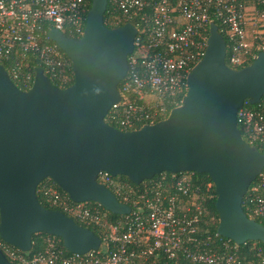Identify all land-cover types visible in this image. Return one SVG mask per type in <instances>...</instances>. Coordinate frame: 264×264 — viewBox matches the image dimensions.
I'll use <instances>...</instances> for the list:
<instances>
[{
    "label": "water",
    "instance_id": "obj_1",
    "mask_svg": "<svg viewBox=\"0 0 264 264\" xmlns=\"http://www.w3.org/2000/svg\"><path fill=\"white\" fill-rule=\"evenodd\" d=\"M107 4L91 0L79 39L49 32L71 62L68 87L55 86L37 67L32 86L23 91L0 64V238L25 253L36 233L60 238L71 254L96 250L101 239L92 230L39 203L41 181L51 179L73 202H94L125 216L130 207L98 183L99 173L139 185L164 172H195L213 185L217 234L238 245L264 243V225L242 208L264 169V154L242 139L236 122L245 101L253 105L264 95V51L245 67H227L226 43L212 23L204 55L187 74L181 104L152 125L121 131L105 117L120 101L118 86L137 30L130 23L107 27ZM0 264H13L1 250Z\"/></svg>",
    "mask_w": 264,
    "mask_h": 264
},
{
    "label": "built area",
    "instance_id": "obj_2",
    "mask_svg": "<svg viewBox=\"0 0 264 264\" xmlns=\"http://www.w3.org/2000/svg\"><path fill=\"white\" fill-rule=\"evenodd\" d=\"M109 2V28L130 23L137 30L127 75L118 86L120 101L105 117L107 124L121 131L137 130L167 117V105L187 89V74L204 55L212 23L226 38L227 67H245L264 51V0ZM90 4L91 0H0V64L19 89L26 91L32 86L37 67L59 88L73 81L71 62L49 38V32L55 29L67 33V37L81 38ZM236 122L246 142L264 150V95L253 105L245 101L237 111ZM97 181L130 207L123 219L111 221L99 204L73 202L51 186L45 188V193L52 205L78 225L101 229L98 249L67 255L51 236L45 239L41 252L25 257L0 238V250L8 261L264 264V243L248 241L238 245L209 233L205 226L209 218L202 205L204 194L189 173L172 174L168 180H151L140 187L115 180L105 172L98 174ZM243 207L248 218L264 221L263 171L249 186Z\"/></svg>",
    "mask_w": 264,
    "mask_h": 264
},
{
    "label": "trees",
    "instance_id": "obj_3",
    "mask_svg": "<svg viewBox=\"0 0 264 264\" xmlns=\"http://www.w3.org/2000/svg\"><path fill=\"white\" fill-rule=\"evenodd\" d=\"M90 5H89V8H90ZM110 9H111V4L109 2L107 4V8H106V11H105L104 16H103V22L107 27H110L109 26L110 24L108 23V18L110 15L109 14ZM133 24H135V23L133 22ZM63 34L65 36H68V34L65 32ZM73 38L76 39V37H73ZM223 38L226 41V38L225 37H223ZM72 82L69 83L67 86H65V88L68 87L69 85H71ZM186 90L187 89L185 88V90L175 98V101L173 103H169L167 105L169 110H171L174 107H177L181 104V101H182V99L186 93ZM105 121L108 122L107 118H105ZM239 132H240V135L242 136L243 140L247 141L244 133L240 129H239ZM257 148L260 150V152H264L263 148H261L260 146L257 145ZM263 172H264V169H263ZM185 173H189L192 176L193 182L195 184L200 185V191L204 194V201H202V205L205 206V208L207 210V218H209V220L207 221V224H205V226L208 228L209 233L212 234V236L216 237L217 239H224L223 237L216 236L217 225H218V215H217V212L215 209L216 197H215V192H214V188H213V185L211 183V180L209 179V177L205 173L184 172V173H177V174H175V176H180V175L185 174ZM171 177H172V174L164 172V173H161L159 175L154 176L151 180H160L161 178H165L166 180H168ZM114 179L118 180L120 182L127 183L133 187H140L145 183L151 182V180H146L139 185H135V184L131 183L124 176H117V177H114ZM208 185H210V187H208ZM48 186H51L54 189H56L57 192L59 194H61L62 196L67 197L66 193H64L51 179L47 178V179H44L43 181H41L36 188V195H37V199H38L39 203L45 208L62 211L59 207L52 205L49 196L45 193V188H47ZM101 209L105 212L106 217L111 221L123 219L122 216L114 215V214H111L108 211L104 210L103 208H101ZM243 210H244V212H246L244 207H243ZM260 223L262 225H264V221H260ZM80 226L87 227L90 230H92L97 236L102 237L101 229L98 226H95V225H87L86 226L84 224H80ZM47 237H51V236H49L45 233H36V234L32 235V237H31V242H32L31 250L29 252H26V253L21 252L19 250H18V252L25 257H30L36 253L41 252L44 249V246H45L44 241ZM54 239L56 241H58V245L64 250L65 254L69 255L70 253L64 248L60 238L54 236ZM259 244H263V243H259ZM12 263L18 264L16 262H12ZM164 263L171 264L169 261H162L161 262V264H164Z\"/></svg>",
    "mask_w": 264,
    "mask_h": 264
}]
</instances>
